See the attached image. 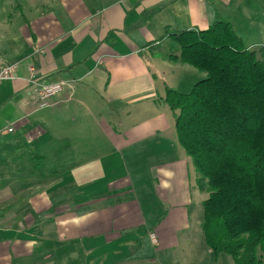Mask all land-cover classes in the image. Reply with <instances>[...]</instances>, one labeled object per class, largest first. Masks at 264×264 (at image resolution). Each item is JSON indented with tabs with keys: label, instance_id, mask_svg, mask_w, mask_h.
Wrapping results in <instances>:
<instances>
[{
	"label": "crops",
	"instance_id": "0c3cea01",
	"mask_svg": "<svg viewBox=\"0 0 264 264\" xmlns=\"http://www.w3.org/2000/svg\"><path fill=\"white\" fill-rule=\"evenodd\" d=\"M61 1L0 20V264H164L193 189L162 102L187 65L161 39L221 19L252 49L264 0ZM30 68L73 88L39 109Z\"/></svg>",
	"mask_w": 264,
	"mask_h": 264
},
{
	"label": "trees",
	"instance_id": "16d2710c",
	"mask_svg": "<svg viewBox=\"0 0 264 264\" xmlns=\"http://www.w3.org/2000/svg\"><path fill=\"white\" fill-rule=\"evenodd\" d=\"M165 39L203 77L187 93L166 87L162 102L205 197L204 244L215 260L264 264V45L246 48L221 19Z\"/></svg>",
	"mask_w": 264,
	"mask_h": 264
},
{
	"label": "rangeland",
	"instance_id": "374dc122",
	"mask_svg": "<svg viewBox=\"0 0 264 264\" xmlns=\"http://www.w3.org/2000/svg\"><path fill=\"white\" fill-rule=\"evenodd\" d=\"M63 3L61 0H0V20H18L25 15L27 18L33 16L36 12L50 11L56 12L63 10ZM253 41L251 44L252 49L258 51V47L264 45V2H256V30L251 35ZM165 44L158 50L157 58L165 55H174L178 52L176 45L173 43L170 46ZM249 43V42H247ZM175 47V48H173ZM183 67L180 71L170 73L167 78H170L167 83L171 82V86L174 89L181 92L187 93L191 90L192 86L198 80L203 77H198L196 71L189 66ZM190 69V70H189ZM74 85V84H73ZM171 125L173 128V119L170 115ZM187 174L190 176V204L186 206V218L188 221V227L175 229L174 238L175 243L169 246L170 249L164 251V264H187L193 259H197L198 264H233L232 261L225 255H221L216 261L211 254H207L206 246L203 240V233L201 227L202 221V200L205 198L197 192L194 186H192L193 176L195 170L190 166V162L187 160ZM180 183L178 180L176 181ZM176 185V183H175ZM160 208V207H159ZM163 208L161 207V211ZM171 221L168 220L167 222ZM177 237V240H176Z\"/></svg>",
	"mask_w": 264,
	"mask_h": 264
},
{
	"label": "built area",
	"instance_id": "2783aa9c",
	"mask_svg": "<svg viewBox=\"0 0 264 264\" xmlns=\"http://www.w3.org/2000/svg\"><path fill=\"white\" fill-rule=\"evenodd\" d=\"M16 71V65H1L0 66V83L5 80H12L14 77V73ZM29 82L34 83L38 86L37 89V105L39 109H44L49 107V101L51 98L59 95L63 89L68 88L72 90L73 83L59 81L56 83H51L47 85H40L37 83L35 79V72L32 68L29 70L28 74ZM153 235L151 238L153 240Z\"/></svg>",
	"mask_w": 264,
	"mask_h": 264
}]
</instances>
